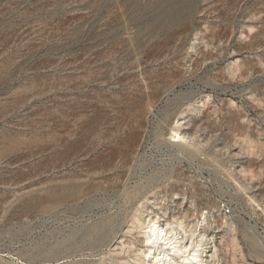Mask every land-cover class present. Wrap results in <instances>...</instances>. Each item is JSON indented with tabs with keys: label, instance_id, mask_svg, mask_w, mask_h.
<instances>
[{
	"label": "rangeland",
	"instance_id": "374dc122",
	"mask_svg": "<svg viewBox=\"0 0 264 264\" xmlns=\"http://www.w3.org/2000/svg\"><path fill=\"white\" fill-rule=\"evenodd\" d=\"M150 220L264 264V0H0V264H148Z\"/></svg>",
	"mask_w": 264,
	"mask_h": 264
},
{
	"label": "bare ground",
	"instance_id": "6f19581e",
	"mask_svg": "<svg viewBox=\"0 0 264 264\" xmlns=\"http://www.w3.org/2000/svg\"><path fill=\"white\" fill-rule=\"evenodd\" d=\"M172 136L175 141L181 138L177 131ZM145 227L147 231L143 243L147 250L140 251L142 261L147 257L148 264H205L198 249L180 243L174 228L164 226L156 220H150Z\"/></svg>",
	"mask_w": 264,
	"mask_h": 264
}]
</instances>
